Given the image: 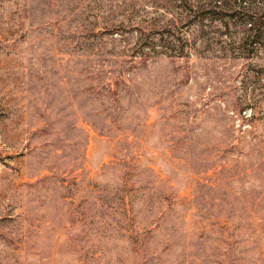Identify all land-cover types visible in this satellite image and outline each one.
I'll use <instances>...</instances> for the list:
<instances>
[{
  "label": "rangeland",
  "instance_id": "rangeland-1",
  "mask_svg": "<svg viewBox=\"0 0 264 264\" xmlns=\"http://www.w3.org/2000/svg\"><path fill=\"white\" fill-rule=\"evenodd\" d=\"M209 1L0 0V264H264V0Z\"/></svg>",
  "mask_w": 264,
  "mask_h": 264
},
{
  "label": "trees",
  "instance_id": "trees-1",
  "mask_svg": "<svg viewBox=\"0 0 264 264\" xmlns=\"http://www.w3.org/2000/svg\"><path fill=\"white\" fill-rule=\"evenodd\" d=\"M216 1H219V0H213V1L210 0L209 1V7L210 8L217 7L216 6ZM210 8L207 10L208 11L207 12L208 14H211L212 13V11H211ZM249 24H250V30H252L253 32H262L264 30V21H261L260 17H251V22H249ZM174 38H176L177 40H180V36H176ZM144 40H145L146 44H141L140 45V48L142 46H145L147 48H153L154 47L153 46V42L151 40L148 41V39L146 37L144 38ZM155 45H157V44H155Z\"/></svg>",
  "mask_w": 264,
  "mask_h": 264
}]
</instances>
